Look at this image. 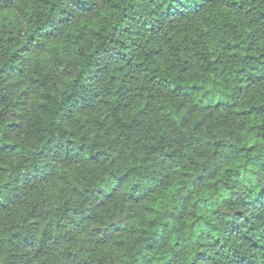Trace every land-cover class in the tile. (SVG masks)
<instances>
[{
    "label": "trees",
    "instance_id": "trees-1",
    "mask_svg": "<svg viewBox=\"0 0 264 264\" xmlns=\"http://www.w3.org/2000/svg\"><path fill=\"white\" fill-rule=\"evenodd\" d=\"M0 264H264V0H0Z\"/></svg>",
    "mask_w": 264,
    "mask_h": 264
}]
</instances>
